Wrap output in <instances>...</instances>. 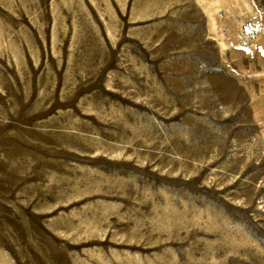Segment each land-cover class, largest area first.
<instances>
[{
  "label": "rangeland",
  "instance_id": "obj_1",
  "mask_svg": "<svg viewBox=\"0 0 264 264\" xmlns=\"http://www.w3.org/2000/svg\"><path fill=\"white\" fill-rule=\"evenodd\" d=\"M0 264H264V0H0Z\"/></svg>",
  "mask_w": 264,
  "mask_h": 264
}]
</instances>
